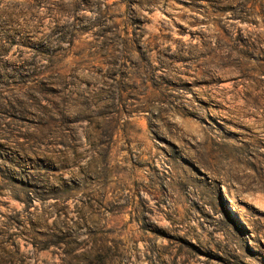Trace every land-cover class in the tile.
Segmentation results:
<instances>
[{
    "label": "rangeland",
    "instance_id": "1",
    "mask_svg": "<svg viewBox=\"0 0 264 264\" xmlns=\"http://www.w3.org/2000/svg\"><path fill=\"white\" fill-rule=\"evenodd\" d=\"M0 264H264V0H0Z\"/></svg>",
    "mask_w": 264,
    "mask_h": 264
}]
</instances>
